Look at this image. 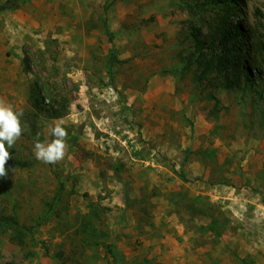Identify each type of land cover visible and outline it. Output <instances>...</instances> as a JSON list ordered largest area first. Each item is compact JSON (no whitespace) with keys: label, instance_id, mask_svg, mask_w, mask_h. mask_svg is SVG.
I'll use <instances>...</instances> for the list:
<instances>
[{"label":"rangeland","instance_id":"rangeland-1","mask_svg":"<svg viewBox=\"0 0 264 264\" xmlns=\"http://www.w3.org/2000/svg\"><path fill=\"white\" fill-rule=\"evenodd\" d=\"M223 13L31 0L0 15V99L23 113L0 176V216L18 224L0 226V264H264V0L228 14L258 44L232 88L200 65L221 52ZM55 121L67 149L47 164L34 143Z\"/></svg>","mask_w":264,"mask_h":264},{"label":"trees","instance_id":"trees-1","mask_svg":"<svg viewBox=\"0 0 264 264\" xmlns=\"http://www.w3.org/2000/svg\"><path fill=\"white\" fill-rule=\"evenodd\" d=\"M30 1L31 0H7L3 4H0V15L4 12L19 10ZM211 1L216 6H222L224 10V13L220 15L221 17H218V27H212L216 34L215 37L218 38V45L221 52L212 59H209L207 54H205L207 60L202 58L203 60L200 61V65L204 67L202 79L211 82L210 74H216L215 77H217V79H214V82H217L225 88H232L238 80L242 81L248 79L249 82V77L252 76V72L256 70V68L252 69L247 65V63H253L249 54L251 53L250 50L255 49V46L258 47V44L255 43L249 48L248 43L243 39V31L240 28V24L231 23L230 21L228 15L230 10L242 7L243 0ZM195 38L198 43V50L201 52L205 45L196 36ZM111 39H113L112 36ZM209 44L212 52H216L214 41L211 40ZM228 70L233 73L231 78L224 74V72ZM220 77L222 80H218ZM2 225L18 226L16 220L0 216V226Z\"/></svg>","mask_w":264,"mask_h":264},{"label":"clouds","instance_id":"clouds-1","mask_svg":"<svg viewBox=\"0 0 264 264\" xmlns=\"http://www.w3.org/2000/svg\"><path fill=\"white\" fill-rule=\"evenodd\" d=\"M23 113L14 109L13 105L0 99V176L6 174V164L11 158L8 151L23 134L21 117ZM52 139L41 141L37 134L34 143V154L37 160L55 164L66 154L68 132L62 121H55L48 129ZM7 145V146H6Z\"/></svg>","mask_w":264,"mask_h":264}]
</instances>
